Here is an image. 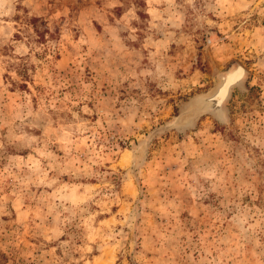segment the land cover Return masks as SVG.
I'll use <instances>...</instances> for the list:
<instances>
[{
  "label": "rangeland",
  "instance_id": "rangeland-1",
  "mask_svg": "<svg viewBox=\"0 0 264 264\" xmlns=\"http://www.w3.org/2000/svg\"><path fill=\"white\" fill-rule=\"evenodd\" d=\"M0 264H264V0H0Z\"/></svg>",
  "mask_w": 264,
  "mask_h": 264
},
{
  "label": "water",
  "instance_id": "water-1",
  "mask_svg": "<svg viewBox=\"0 0 264 264\" xmlns=\"http://www.w3.org/2000/svg\"><path fill=\"white\" fill-rule=\"evenodd\" d=\"M237 68L240 70V77L233 79L231 73ZM246 74L247 72L242 66L239 64L233 65L226 72L219 75L217 84L211 92L192 99L178 117L155 130L150 138L155 134L164 133L172 128L182 125L190 126L202 115H211L217 120H224L226 116V104L232 92L243 86Z\"/></svg>",
  "mask_w": 264,
  "mask_h": 264
},
{
  "label": "bare ground",
  "instance_id": "bare-ground-1",
  "mask_svg": "<svg viewBox=\"0 0 264 264\" xmlns=\"http://www.w3.org/2000/svg\"><path fill=\"white\" fill-rule=\"evenodd\" d=\"M231 77H232L233 79H236V78L240 77V70H239V68H237V69H235V70L232 71V73H231ZM217 102H218V100H217ZM217 102H216V103H217Z\"/></svg>",
  "mask_w": 264,
  "mask_h": 264
}]
</instances>
